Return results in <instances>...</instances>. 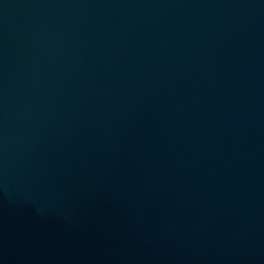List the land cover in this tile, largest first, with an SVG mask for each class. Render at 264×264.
<instances>
[{
  "label": "water",
  "instance_id": "obj_1",
  "mask_svg": "<svg viewBox=\"0 0 264 264\" xmlns=\"http://www.w3.org/2000/svg\"><path fill=\"white\" fill-rule=\"evenodd\" d=\"M0 264H264V0H0Z\"/></svg>",
  "mask_w": 264,
  "mask_h": 264
}]
</instances>
